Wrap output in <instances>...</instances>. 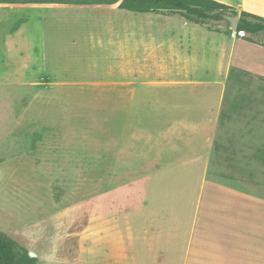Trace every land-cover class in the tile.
<instances>
[{
    "label": "rangeland",
    "instance_id": "374dc122",
    "mask_svg": "<svg viewBox=\"0 0 264 264\" xmlns=\"http://www.w3.org/2000/svg\"><path fill=\"white\" fill-rule=\"evenodd\" d=\"M105 11L0 5V229L38 264H77L75 232L90 214L100 205L129 206L95 196L134 194L138 204L143 183L133 180L155 166L146 161L154 160L166 123L158 124V100L179 114L193 103L206 108L222 88L196 81L222 79L225 113H264V105L229 104L232 97L264 99V46L212 31L229 34L232 22L208 21L209 30L183 27V16L171 15V33L159 29L156 14ZM21 19V37L10 39ZM246 36L264 43V34ZM141 154L145 167H135ZM119 176L129 183L116 185ZM88 256L79 259L89 263Z\"/></svg>",
    "mask_w": 264,
    "mask_h": 264
},
{
    "label": "crops",
    "instance_id": "0c3cea01",
    "mask_svg": "<svg viewBox=\"0 0 264 264\" xmlns=\"http://www.w3.org/2000/svg\"><path fill=\"white\" fill-rule=\"evenodd\" d=\"M215 1L264 18V0ZM75 6L122 10L118 4ZM156 15L159 29L165 25L175 33L171 16ZM182 20L183 27L190 23ZM17 31L10 39L21 37ZM216 34L238 39L233 30ZM211 85H220L222 92L215 105L206 108L193 103L179 114L157 101L158 124H167L156 134L154 160L146 161H155V166L145 167L143 154L132 161L148 169L133 180L143 183L138 204L133 206L134 194L95 196L100 201L107 196L110 201H128L129 206L102 210L100 205L90 214L88 223L75 232L77 264H264V113H225L227 82L195 84ZM246 102L264 105L260 98L229 100L237 106ZM114 180L116 185L129 183L123 176ZM94 183L103 185L104 180ZM86 253L89 263L79 259Z\"/></svg>",
    "mask_w": 264,
    "mask_h": 264
},
{
    "label": "trees",
    "instance_id": "16d2710c",
    "mask_svg": "<svg viewBox=\"0 0 264 264\" xmlns=\"http://www.w3.org/2000/svg\"><path fill=\"white\" fill-rule=\"evenodd\" d=\"M0 4H31V5H114L122 10L136 13H154L165 16L182 15L188 21L196 24H207L208 21H224L223 15L230 14L239 17L236 32L238 38H246L255 43L246 34L258 36L264 34V18L248 13H238L233 8L215 0H0ZM26 21L19 20L13 27L16 32ZM220 31V30H213ZM232 31H230L231 33ZM0 264H38V258L32 257L30 252L17 241L9 237L0 229Z\"/></svg>",
    "mask_w": 264,
    "mask_h": 264
},
{
    "label": "water",
    "instance_id": "95a60500",
    "mask_svg": "<svg viewBox=\"0 0 264 264\" xmlns=\"http://www.w3.org/2000/svg\"><path fill=\"white\" fill-rule=\"evenodd\" d=\"M223 18L226 19L228 22H232L231 30H233V32L236 33L237 29H238L240 18L238 16L237 17L230 16L229 14H224ZM30 255L32 257H35L34 253H32V252H30Z\"/></svg>",
    "mask_w": 264,
    "mask_h": 264
}]
</instances>
